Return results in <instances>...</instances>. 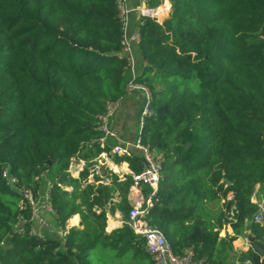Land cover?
Segmentation results:
<instances>
[{
	"label": "trees",
	"instance_id": "16d2710c",
	"mask_svg": "<svg viewBox=\"0 0 264 264\" xmlns=\"http://www.w3.org/2000/svg\"><path fill=\"white\" fill-rule=\"evenodd\" d=\"M171 1V16L163 23L147 18L140 41H132L144 61L135 79L151 90L154 111L142 140L167 153L162 205L151 221L175 252L194 246L202 264H229L237 235L264 233L253 221L259 208L252 201L257 185L264 189V0ZM122 27L117 0H0L1 264H90L98 240L107 248L130 232L106 235V212L97 209L119 193L117 207L128 217L133 176L88 181L97 156L115 144L100 143L97 115L107 99L126 93L131 74ZM73 158L87 162L79 177L69 172ZM117 161H128L135 173L144 168L141 153ZM5 167L36 192L52 182L56 227L79 213L84 228L70 229L65 243L57 235L15 233L28 212ZM231 190L239 214L234 235L221 237L225 209L213 221L206 205ZM239 260L261 263L253 249Z\"/></svg>",
	"mask_w": 264,
	"mask_h": 264
},
{
	"label": "built area",
	"instance_id": "2783aa9c",
	"mask_svg": "<svg viewBox=\"0 0 264 264\" xmlns=\"http://www.w3.org/2000/svg\"><path fill=\"white\" fill-rule=\"evenodd\" d=\"M138 4L137 9L141 23L147 18H155L163 23L169 17L168 9L162 11L158 6H152L150 0H135ZM129 0H117L118 16L123 24L124 38L122 40L123 53H128L131 59V75L126 82V93L118 99H107L105 109L97 115L98 130L101 132L100 143L106 146L109 141L114 142L111 153L115 155H132L129 143H123L117 131L113 128V119L121 106L122 100L136 90H142L146 94V103L143 107L135 147L141 151L144 160V168L141 172H133V184L130 190L136 191L131 199V208L128 212V224L132 231L143 239L145 251L152 257L153 264H202L197 260V252L194 246H187L180 253L174 251V248L163 230L151 221L152 209L160 204L162 205L161 181L163 180L164 165L167 162V153L160 152L142 140V133L146 120L152 116L151 108L152 93L146 84L137 81L134 69L132 41L139 42L141 39V25L136 27L132 33H128L130 24ZM162 4V3H161ZM160 4V5H161ZM4 177L9 185L21 196L20 209L27 210L28 214L23 213L19 216L18 226L15 233L19 235H29L39 240L49 236L57 235L63 238L65 243L66 229L63 225L56 227L50 216L55 217V210L51 203V189L53 183H48L43 191L36 192L30 185L20 181L19 177L11 173L9 167L3 171ZM228 226L237 221L239 214L238 204L234 191H229L222 199ZM258 211L253 217L256 223H264V198L257 203ZM55 219V218H54ZM1 264V263H0ZM84 264V263H79Z\"/></svg>",
	"mask_w": 264,
	"mask_h": 264
},
{
	"label": "crops",
	"instance_id": "0c3cea01",
	"mask_svg": "<svg viewBox=\"0 0 264 264\" xmlns=\"http://www.w3.org/2000/svg\"><path fill=\"white\" fill-rule=\"evenodd\" d=\"M128 3L131 9L130 24L128 30L130 31V33H132L136 29V27H138L141 24V20L137 9L138 6L137 2L135 0H129ZM132 53H133L134 69L136 75H139V73L142 72L143 70L144 61L138 49V43H135L132 46ZM129 78L130 77H128V79ZM145 103H146V94L144 93V91L136 90L133 93L127 95L122 100L121 106L113 119V123H112L113 128L117 131V134L123 143H129V148L132 152V155H134V153H137L136 151L133 150V148H131L133 145L132 137L134 135L135 129H137V133L139 131V124H140L139 121L142 113L141 111L143 110ZM124 155L129 156L128 154H124ZM96 160L99 162V165L97 166L98 168L96 170V173L98 175H96L95 173V164H96L95 161L90 168V174L88 177L89 182H93L96 179H99L101 182L105 184H109L112 181V176H111L112 174L118 175L121 180L126 179L127 175L133 174V170L130 167V163L128 161H117V155L111 153V151H103L101 154H99V156H97ZM124 163H127L128 165ZM86 165L87 162L85 160L79 158H73L69 168V172L72 174V176L79 177L80 172L84 170ZM61 186L69 191L73 189V186L71 185H61ZM259 189H260V185H257L256 193L253 194L252 196V201L255 203H259L264 198V189L262 190ZM135 192L136 191L132 192L130 190L129 193L130 204L132 202L131 201L132 196L135 194ZM120 200H121V196H119V193H116L112 198V200L107 205H105L104 209L102 208L99 209L96 208V209L98 213H100L102 210L106 212L107 219H106V226L104 232L106 235H111L116 230L124 229L126 227L129 228L130 232L128 231L129 232L128 234H124L122 241H117L116 240L117 236L111 239V242L108 241L107 248H104L102 246V242H104L105 239L98 240L97 245H95L91 250L94 249L98 252L102 260V264H153L152 257L145 251L144 241L132 231V229L128 224V217H126L123 211L120 210L119 207H117ZM54 218L50 216L51 221L55 223ZM72 218H77L76 223L71 222ZM258 224L264 227V223H258ZM74 227L78 229L84 228L82 217L79 213L73 215L70 219H68L63 229L64 230L66 229V231L69 233L70 229ZM227 233L233 236L234 235L233 228L228 226ZM247 233L251 234L248 231ZM252 236L258 241L262 242L264 245V233H262L263 237L261 238H256L254 235ZM119 239L121 238L118 237V240ZM114 245H116L117 248ZM249 249H253L255 252H257L253 244L249 241L247 234L237 235L235 237V240H233V250L230 251L231 255H229L228 263L239 264L240 253L244 251H248ZM108 251L112 252L109 262H107ZM117 254H120L121 257L116 258ZM259 255L261 260L260 264H264V254L259 253ZM246 264H252V263L250 260H247Z\"/></svg>",
	"mask_w": 264,
	"mask_h": 264
},
{
	"label": "rangeland",
	"instance_id": "374dc122",
	"mask_svg": "<svg viewBox=\"0 0 264 264\" xmlns=\"http://www.w3.org/2000/svg\"><path fill=\"white\" fill-rule=\"evenodd\" d=\"M159 7L161 8L162 11H165L168 9L169 11V17L171 16L172 12H173V9H174V5H173V2L171 0H163L162 4L159 5ZM140 131V129H139ZM137 129H135L134 131V135L132 137V142H133V145L131 148H133L134 151H136L137 153H141L140 150H138L136 147H135V143L137 141ZM113 158V156H112ZM99 165V162L96 160V164H95V173H96V170H97V166ZM109 172V171H108ZM96 175H98L96 173ZM224 210V204H223V201L222 199H219V200H214V201H210L208 202V204L206 205V210H205V213H206V217L207 219L209 220H213V221H216L215 220V217H219L221 212ZM227 229H228V225H225L221 231H220V236L221 237H225V236H229L230 234L227 233ZM111 251H108L107 254V262H109V259L111 257ZM231 255V254H230ZM116 256V255H115ZM88 258L90 260V264H102V260L100 258V255L98 254V252L96 250H91L88 252Z\"/></svg>",
	"mask_w": 264,
	"mask_h": 264
},
{
	"label": "water",
	"instance_id": "95a60500",
	"mask_svg": "<svg viewBox=\"0 0 264 264\" xmlns=\"http://www.w3.org/2000/svg\"><path fill=\"white\" fill-rule=\"evenodd\" d=\"M189 144H187L188 147ZM247 237L249 241L253 244L254 248L257 250L258 253L264 254V245L262 242L256 240L251 234L247 233Z\"/></svg>",
	"mask_w": 264,
	"mask_h": 264
},
{
	"label": "bare ground",
	"instance_id": "6f19581e",
	"mask_svg": "<svg viewBox=\"0 0 264 264\" xmlns=\"http://www.w3.org/2000/svg\"><path fill=\"white\" fill-rule=\"evenodd\" d=\"M76 221H77V218H72L71 220L72 223H76Z\"/></svg>",
	"mask_w": 264,
	"mask_h": 264
}]
</instances>
